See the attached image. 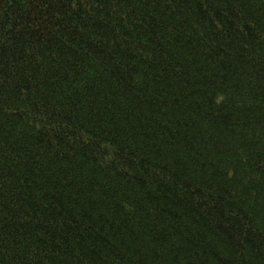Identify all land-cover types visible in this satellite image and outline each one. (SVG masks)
Masks as SVG:
<instances>
[{
	"label": "trees",
	"instance_id": "16d2710c",
	"mask_svg": "<svg viewBox=\"0 0 264 264\" xmlns=\"http://www.w3.org/2000/svg\"><path fill=\"white\" fill-rule=\"evenodd\" d=\"M0 264H264V0H0Z\"/></svg>",
	"mask_w": 264,
	"mask_h": 264
}]
</instances>
